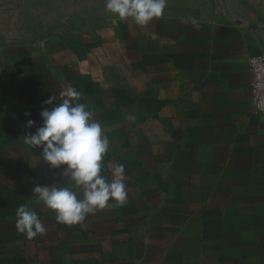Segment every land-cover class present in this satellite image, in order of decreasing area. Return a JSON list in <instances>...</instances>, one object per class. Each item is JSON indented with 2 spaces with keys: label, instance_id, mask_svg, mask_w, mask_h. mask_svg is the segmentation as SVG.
<instances>
[{
  "label": "crops",
  "instance_id": "1",
  "mask_svg": "<svg viewBox=\"0 0 264 264\" xmlns=\"http://www.w3.org/2000/svg\"><path fill=\"white\" fill-rule=\"evenodd\" d=\"M263 53L264 17L221 0L0 53V264H264V116L250 105L249 66ZM69 86L109 139L103 174L124 164L127 200L66 226L32 188L68 174L24 135ZM20 205L43 236L16 231Z\"/></svg>",
  "mask_w": 264,
  "mask_h": 264
},
{
  "label": "clouds",
  "instance_id": "2",
  "mask_svg": "<svg viewBox=\"0 0 264 264\" xmlns=\"http://www.w3.org/2000/svg\"><path fill=\"white\" fill-rule=\"evenodd\" d=\"M166 7L167 0H104L105 11L116 20L131 19L141 28L161 18ZM59 95L60 103L55 102V96L43 102L51 107L42 108L40 126L34 133L24 135V143L30 149L40 148L41 158L50 169L63 168L62 174H68L67 185L36 184L32 193L39 203L55 212L57 223L71 226L105 209L110 200L118 205L126 202L125 166L114 163L110 179L103 174V160L110 142L100 122L80 102L82 93L74 86ZM34 123L29 119L26 127L31 128ZM15 228L27 239L43 236L47 231L37 212L25 205L17 208Z\"/></svg>",
  "mask_w": 264,
  "mask_h": 264
},
{
  "label": "rangeland",
  "instance_id": "3",
  "mask_svg": "<svg viewBox=\"0 0 264 264\" xmlns=\"http://www.w3.org/2000/svg\"><path fill=\"white\" fill-rule=\"evenodd\" d=\"M220 0H167L164 15H198ZM234 3L248 14L264 17V0H221ZM104 0H0V53L32 48L51 38L67 39L88 30L96 21L114 20Z\"/></svg>",
  "mask_w": 264,
  "mask_h": 264
},
{
  "label": "built area",
  "instance_id": "4",
  "mask_svg": "<svg viewBox=\"0 0 264 264\" xmlns=\"http://www.w3.org/2000/svg\"><path fill=\"white\" fill-rule=\"evenodd\" d=\"M252 72L251 108L254 112L264 116V53L249 58Z\"/></svg>",
  "mask_w": 264,
  "mask_h": 264
}]
</instances>
